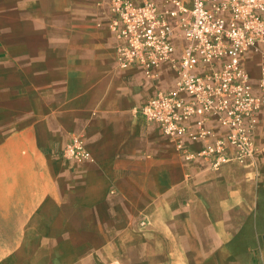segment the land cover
Returning <instances> with one entry per match:
<instances>
[{
  "label": "crops",
  "instance_id": "0c3cea01",
  "mask_svg": "<svg viewBox=\"0 0 264 264\" xmlns=\"http://www.w3.org/2000/svg\"><path fill=\"white\" fill-rule=\"evenodd\" d=\"M111 18L94 0H0L3 244L23 246L22 264L111 262L148 246L150 261L167 264H264V115L245 165L216 172L185 160L141 113L175 87V73L166 64L151 81L141 68L120 70ZM175 45L180 57L184 42ZM263 58L245 61L255 93ZM188 125L226 134L215 120ZM75 136L93 163L62 157Z\"/></svg>",
  "mask_w": 264,
  "mask_h": 264
},
{
  "label": "built area",
  "instance_id": "2783aa9c",
  "mask_svg": "<svg viewBox=\"0 0 264 264\" xmlns=\"http://www.w3.org/2000/svg\"><path fill=\"white\" fill-rule=\"evenodd\" d=\"M94 1L109 3L120 70L141 68L154 81L164 65L171 66L175 87L147 101L141 113L185 160H202L217 172L234 160L245 165L255 157L254 135L264 115V68L255 93L245 61L251 53L264 54V0H190V6L184 0ZM178 38L184 42L180 57ZM196 118L215 120L225 136L205 127L194 131L188 124ZM188 141L204 147L191 152ZM62 157L77 165L95 161L83 136L73 137Z\"/></svg>",
  "mask_w": 264,
  "mask_h": 264
},
{
  "label": "rangeland",
  "instance_id": "374dc122",
  "mask_svg": "<svg viewBox=\"0 0 264 264\" xmlns=\"http://www.w3.org/2000/svg\"><path fill=\"white\" fill-rule=\"evenodd\" d=\"M261 72H260V81L262 77V69L264 68V58L262 60V65H261ZM259 81V84H260ZM259 88V85H258ZM264 154V153H263ZM148 226V223L143 224V228H146ZM5 231H0V236L1 234H4ZM5 239L0 238V264H22L21 261L17 262L16 258L19 256V258L22 257L20 256L21 250L23 246L20 245H14V246H6L3 244ZM145 253H143V256L141 254H135V247H126L125 254L122 253V255H114L113 260L114 261H90V262H84V263H79V264H167L164 261H150V257L152 259L155 258V246H148L146 247ZM137 250V249H136ZM137 252V251H136ZM124 255V256H123ZM177 257V256H175ZM175 260L172 264H203L199 262H183V261H177ZM25 264H31L30 262H25ZM169 264V262H168Z\"/></svg>",
  "mask_w": 264,
  "mask_h": 264
},
{
  "label": "bare ground",
  "instance_id": "6f19581e",
  "mask_svg": "<svg viewBox=\"0 0 264 264\" xmlns=\"http://www.w3.org/2000/svg\"><path fill=\"white\" fill-rule=\"evenodd\" d=\"M238 198H239V197H238ZM241 201H242V200H241ZM235 203H236V202H235ZM235 205H236V204H235ZM233 207H234V206H233ZM226 208H227V207H226ZM217 235H218V234H217ZM231 238H232V237H231ZM218 241H219V240H218ZM213 251H214V250H213ZM213 251H212V252H213ZM210 253H211V252H210ZM195 258H196V257H195ZM176 262H177V261H176ZM199 263H200V262H199ZM196 264H197V263H196Z\"/></svg>",
  "mask_w": 264,
  "mask_h": 264
}]
</instances>
